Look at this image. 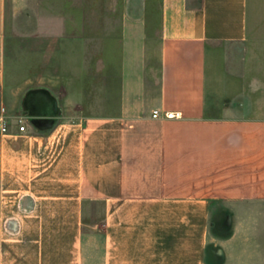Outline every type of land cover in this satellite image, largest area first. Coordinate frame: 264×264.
<instances>
[{
  "label": "crops",
  "instance_id": "1",
  "mask_svg": "<svg viewBox=\"0 0 264 264\" xmlns=\"http://www.w3.org/2000/svg\"><path fill=\"white\" fill-rule=\"evenodd\" d=\"M15 1L0 0V108L27 130L0 133V264H264V109L235 71L258 0H117L108 16L73 0L45 17L76 24L58 37L116 24L93 30L109 40L91 85L78 49L72 72L14 96Z\"/></svg>",
  "mask_w": 264,
  "mask_h": 264
},
{
  "label": "rangeland",
  "instance_id": "2",
  "mask_svg": "<svg viewBox=\"0 0 264 264\" xmlns=\"http://www.w3.org/2000/svg\"><path fill=\"white\" fill-rule=\"evenodd\" d=\"M73 0H16L13 9L7 13V70L9 72L10 88L14 96L18 91L25 90L31 77L48 73L57 75L63 69L69 72L76 65L78 57L76 51H84L86 81L91 85L93 64L98 59L93 49L100 42L106 43L109 38H93L95 26L102 31H109L116 27L113 23H86L84 38H77L74 34L63 31L71 29L76 24L44 21L51 16L78 14L76 9L69 7ZM82 1L84 7L80 10L86 14L108 16L114 14V5L117 0H95L97 6H86L92 0ZM253 0L251 7L253 8ZM94 11V13H93ZM54 32L50 33L49 29ZM48 31H47V30ZM105 34V33H104ZM118 42V40H116ZM246 57L245 64L235 66V71L245 78L246 87L261 96V106L264 109V0H258L255 8V17L250 24L248 39L241 46ZM89 78V79H88Z\"/></svg>",
  "mask_w": 264,
  "mask_h": 264
},
{
  "label": "built area",
  "instance_id": "3",
  "mask_svg": "<svg viewBox=\"0 0 264 264\" xmlns=\"http://www.w3.org/2000/svg\"><path fill=\"white\" fill-rule=\"evenodd\" d=\"M152 117L155 119H181L183 115L181 111H167L163 113L160 109H154ZM12 120H15L20 132L27 130V121L24 116H11L8 109L3 106L0 108V133H8L10 131Z\"/></svg>",
  "mask_w": 264,
  "mask_h": 264
}]
</instances>
